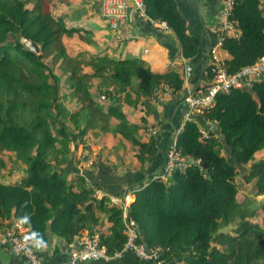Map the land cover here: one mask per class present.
I'll return each mask as SVG.
<instances>
[{
    "label": "trees",
    "instance_id": "16d2710c",
    "mask_svg": "<svg viewBox=\"0 0 264 264\" xmlns=\"http://www.w3.org/2000/svg\"><path fill=\"white\" fill-rule=\"evenodd\" d=\"M143 3L148 19L165 23L174 35L182 58H196L201 41L188 33L175 0ZM56 4L0 0V228L17 220L38 245L48 235L72 243L97 234L112 256L126 242L122 208L108 196L96 197L84 176L67 171L70 155L88 136L99 140L111 135L119 146L128 143L141 165L156 156L154 136H143L146 126L130 123L123 110L164 87L172 94L182 92L183 66L151 70L135 60L81 49L72 41L89 45L90 30L75 26L70 22L74 11L60 14ZM263 4L233 0L228 20L239 33L223 39L228 73L263 56ZM24 41L36 43L39 55ZM211 78L209 68L206 80ZM97 96L108 105L99 104ZM202 118L209 125H204L207 137L196 121L186 122L176 135L175 151L187 166L165 180L140 185L128 201V216L147 247L162 249L163 264L264 262V215L262 227L248 223L257 216L238 201L235 183L239 168L246 166L244 183L252 185L255 196H264V158H256L264 150V84L218 94ZM221 138L229 157L221 153ZM5 154L22 173L15 181L1 178L8 167ZM236 222L233 235L220 232Z\"/></svg>",
    "mask_w": 264,
    "mask_h": 264
},
{
    "label": "crops",
    "instance_id": "0c3cea01",
    "mask_svg": "<svg viewBox=\"0 0 264 264\" xmlns=\"http://www.w3.org/2000/svg\"><path fill=\"white\" fill-rule=\"evenodd\" d=\"M175 2L180 14L186 20L188 33L201 41L199 54L193 60L182 58L179 44L171 32L151 24L145 18L132 15L120 25L121 39L116 40L115 33L100 16V0H69V7L63 5L68 7L67 11H74L70 22L91 32L92 37L88 46L81 47L79 41H73L81 49L108 52L115 58L135 60L151 70H164L175 63L182 64V75L187 65L192 70L191 78L187 81L184 79L182 92L167 95L162 88L149 99L141 98L137 106L124 107L123 112L129 122L146 126V129L140 133L143 136H154L156 140V156L148 158L143 165L133 158L134 149H130L128 143L119 146V139L111 135L99 140H93L88 136L86 144L79 146L71 153L67 171L84 176L91 188L108 196L122 198L128 195V199L130 196L134 198L132 194L140 185L145 184L153 174L162 171L166 156L175 142L176 134L179 133L186 109L184 97L194 87L200 85V72L209 57L208 50L220 35L221 0H175ZM85 21L88 24L83 25ZM221 55L225 60L229 59L226 51H221ZM94 94L97 95V93ZM100 98L97 96L95 99L99 104L107 106L108 102L106 100L102 102ZM141 119L144 124L140 121ZM195 119L202 129L209 126L207 122H203L202 117L196 116ZM3 233L4 228H0V239ZM85 236L87 235L75 238L72 243H66L48 235L47 241L39 245L41 264H73L69 258V251L75 248L78 241ZM0 264L27 263L23 258L14 255L7 246L0 244ZM75 264L153 263L139 260L134 254L125 252L120 257L109 261Z\"/></svg>",
    "mask_w": 264,
    "mask_h": 264
},
{
    "label": "built area",
    "instance_id": "2783aa9c",
    "mask_svg": "<svg viewBox=\"0 0 264 264\" xmlns=\"http://www.w3.org/2000/svg\"><path fill=\"white\" fill-rule=\"evenodd\" d=\"M232 7L233 0H221L219 11L220 35L208 50L209 57L200 72V85L194 87L184 97L186 109L178 132L181 131L186 122L195 121L196 116L203 117L205 111L214 108L218 94H226L232 90H249L253 85L264 84V54L252 65L245 66L236 72L228 73L225 68L226 60L221 55V51H224L222 49L224 36H237L239 33L236 25L228 20ZM132 15L149 20L145 14L143 0H100V16L108 23L110 30L115 33L114 39L116 40L121 39L120 25L130 19ZM149 22L167 30L166 24L163 22L152 20H149ZM209 68L212 78L208 82L206 76ZM191 75V67L187 65L184 67L185 81L189 80ZM164 91L165 94L172 95L171 89L164 87ZM104 99L105 97L102 95L101 100ZM206 131L205 129L201 130L203 137H207ZM174 145L175 142L166 156L162 171L153 174L150 180H165L171 177L176 169L183 170L187 166L188 161L180 158ZM94 191L95 196L98 198L108 196L98 190ZM108 197L112 205L122 208L123 234L126 236L123 250L112 256L108 255L106 248L100 244L97 234L92 237L85 236L78 241L75 248L69 251L71 262L75 264L100 260L109 261L112 258L120 257L125 252H129L139 260L149 261L153 264H163V261H160L162 249L147 247L143 242L137 224L129 218L127 213L129 196L122 198ZM0 244L7 246L14 255L23 258L27 264H41L39 245L33 241L28 229L17 220H13L11 226L4 230Z\"/></svg>",
    "mask_w": 264,
    "mask_h": 264
},
{
    "label": "rangeland",
    "instance_id": "374dc122",
    "mask_svg": "<svg viewBox=\"0 0 264 264\" xmlns=\"http://www.w3.org/2000/svg\"><path fill=\"white\" fill-rule=\"evenodd\" d=\"M55 1L57 2L56 9H57V11H59L60 14H62L63 12L69 13V11H67L68 7H69L68 5H67L68 7H65V6L61 5L58 2V0H55ZM66 2H67V4H69L68 3L69 0H66ZM95 4H97V2H95ZM262 6L264 7V4ZM86 23L88 24V22L85 21L83 23V25H85ZM72 43H73V41H72ZM80 43H81V47L82 46H88L87 44L84 43V41L80 42ZM90 47H92V46L90 45ZM118 56H120V55H118ZM121 56H123V54H121ZM57 74H60V72L57 71ZM102 86H103V84L101 85V87ZM67 108L72 110V107H71L70 103L67 104ZM121 109L123 110V107ZM220 140L222 142L221 153L224 154L225 157H229L228 156L229 151H228V148L225 146L224 140L222 138ZM4 157H5V159L8 162V167L3 172V174H1L2 180H4L6 182V180H8V178L13 179L14 181L16 179H19V177L22 175V173L20 171V168H19V165H17V163L13 162V161H12L13 164H10L11 162H10L9 159H11V158L9 157V155L5 154ZM256 158H258V159L259 158H264V150L259 152L258 154H256ZM245 169H247L246 166L239 168L238 175L235 177V183L237 184L238 190H239L237 199H238V201H243L244 202V207L249 212L255 211V213H256L257 217L252 219V220H250V222H248V223L250 225H253V226H254V224H256L259 227H262V215H264L263 214L264 196H259V197L255 196L254 193H253L254 191H253L252 185H247V184L244 183V180L242 178L241 172H243V170H245ZM9 172H12V173L9 174ZM237 223L238 222H236L233 226H229L227 228L221 229L220 232L233 235L234 234L233 230L236 228ZM259 264H264V262H260Z\"/></svg>",
    "mask_w": 264,
    "mask_h": 264
},
{
    "label": "water",
    "instance_id": "95a60500",
    "mask_svg": "<svg viewBox=\"0 0 264 264\" xmlns=\"http://www.w3.org/2000/svg\"><path fill=\"white\" fill-rule=\"evenodd\" d=\"M23 43L25 44V46H26L31 52H33L34 54L39 55V53H40V48H39V46H38L36 43H32V42H28V41H24ZM185 93H186V91H185ZM217 130H218V127H217V126H215V125L211 126V131H212V132H215V131H217Z\"/></svg>",
    "mask_w": 264,
    "mask_h": 264
},
{
    "label": "bare ground",
    "instance_id": "6f19581e",
    "mask_svg": "<svg viewBox=\"0 0 264 264\" xmlns=\"http://www.w3.org/2000/svg\"><path fill=\"white\" fill-rule=\"evenodd\" d=\"M128 201H129V199H128Z\"/></svg>",
    "mask_w": 264,
    "mask_h": 264
}]
</instances>
